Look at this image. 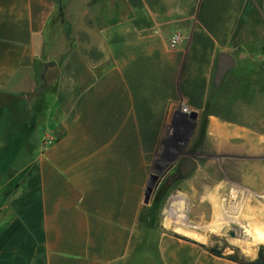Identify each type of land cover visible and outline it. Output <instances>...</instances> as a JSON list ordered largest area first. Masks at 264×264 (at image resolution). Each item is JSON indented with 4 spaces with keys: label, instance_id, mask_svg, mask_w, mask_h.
<instances>
[{
    "label": "crops",
    "instance_id": "crops-1",
    "mask_svg": "<svg viewBox=\"0 0 264 264\" xmlns=\"http://www.w3.org/2000/svg\"><path fill=\"white\" fill-rule=\"evenodd\" d=\"M203 114L264 153V0H0V264H240L144 224L158 154Z\"/></svg>",
    "mask_w": 264,
    "mask_h": 264
},
{
    "label": "rangeland",
    "instance_id": "rangeland-1",
    "mask_svg": "<svg viewBox=\"0 0 264 264\" xmlns=\"http://www.w3.org/2000/svg\"><path fill=\"white\" fill-rule=\"evenodd\" d=\"M215 115L221 120V113ZM206 117L193 120L177 139L173 133L170 150L164 147L158 154L157 163L162 166L152 170L144 224L151 225L153 233L167 231L206 247L225 246V255L233 254L234 248L244 253L258 242L264 246V228L256 224V220L264 224V153H229L214 145L216 136H208ZM185 157L196 161L197 170L187 179L170 183L175 170L165 176L163 166Z\"/></svg>",
    "mask_w": 264,
    "mask_h": 264
},
{
    "label": "water",
    "instance_id": "water-1",
    "mask_svg": "<svg viewBox=\"0 0 264 264\" xmlns=\"http://www.w3.org/2000/svg\"><path fill=\"white\" fill-rule=\"evenodd\" d=\"M235 59L231 54L222 53L219 56L217 69L214 77V87L216 89L220 88L222 82L227 75V73L235 65ZM196 118V114H193ZM198 168L197 163L192 159H187L184 167L178 172L175 180H184L191 176V174ZM148 198H146V203H148Z\"/></svg>",
    "mask_w": 264,
    "mask_h": 264
},
{
    "label": "trees",
    "instance_id": "trees-1",
    "mask_svg": "<svg viewBox=\"0 0 264 264\" xmlns=\"http://www.w3.org/2000/svg\"><path fill=\"white\" fill-rule=\"evenodd\" d=\"M58 2V4L60 5V0H56ZM178 238L185 240V241H190L193 243H196L194 241H191L189 239L177 236ZM197 244V243H196ZM204 248H206L210 253H212L213 255L220 257V258H227L228 260L240 263V264H264V246H260L259 247V254L258 257L254 260H251L249 258H247L243 253L240 252V250L238 248H234V253L230 254V255H225V250L226 247L225 246H221L219 244L214 245V246H210V247H206L204 245H202Z\"/></svg>",
    "mask_w": 264,
    "mask_h": 264
},
{
    "label": "flooded vegetation",
    "instance_id": "flooded-vegetation-1",
    "mask_svg": "<svg viewBox=\"0 0 264 264\" xmlns=\"http://www.w3.org/2000/svg\"><path fill=\"white\" fill-rule=\"evenodd\" d=\"M185 163H186V159H183L181 162H179V160H178L176 164H173L171 166L170 165L164 166L163 175L166 176V175L170 174L171 171L175 170L174 173L170 176V180H171L170 183L175 182V178H176L178 172L184 167Z\"/></svg>",
    "mask_w": 264,
    "mask_h": 264
},
{
    "label": "built area",
    "instance_id": "built-area-1",
    "mask_svg": "<svg viewBox=\"0 0 264 264\" xmlns=\"http://www.w3.org/2000/svg\"><path fill=\"white\" fill-rule=\"evenodd\" d=\"M182 41V36L181 34L177 33L174 35V37L172 38L171 42H170V46L171 48H177L178 45L181 43ZM52 142V140L50 141V143Z\"/></svg>",
    "mask_w": 264,
    "mask_h": 264
},
{
    "label": "bare ground",
    "instance_id": "bare-ground-1",
    "mask_svg": "<svg viewBox=\"0 0 264 264\" xmlns=\"http://www.w3.org/2000/svg\"><path fill=\"white\" fill-rule=\"evenodd\" d=\"M251 179H252V178H251ZM179 210L182 211L181 208H180ZM178 215H179V214H178ZM256 224H257L258 227H263V228H264V226H263L264 224H263L261 221L256 220ZM249 229H250V228H249ZM246 230H247V229H246ZM249 231H250V230H249ZM258 241H259V240H258Z\"/></svg>",
    "mask_w": 264,
    "mask_h": 264
}]
</instances>
